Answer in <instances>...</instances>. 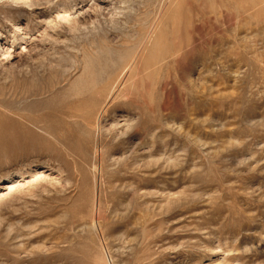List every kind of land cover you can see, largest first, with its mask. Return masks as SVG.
<instances>
[{
  "label": "rangeland",
  "instance_id": "374dc122",
  "mask_svg": "<svg viewBox=\"0 0 264 264\" xmlns=\"http://www.w3.org/2000/svg\"><path fill=\"white\" fill-rule=\"evenodd\" d=\"M34 1L0 3L1 47L35 37L0 63V176L62 192L0 205V264H264V0ZM94 44L118 65L75 96Z\"/></svg>",
  "mask_w": 264,
  "mask_h": 264
},
{
  "label": "bare ground",
  "instance_id": "6f19581e",
  "mask_svg": "<svg viewBox=\"0 0 264 264\" xmlns=\"http://www.w3.org/2000/svg\"><path fill=\"white\" fill-rule=\"evenodd\" d=\"M0 3H2V5L4 3H6L7 5L9 4V5H16V6L23 5L24 7L26 6V7L31 9L32 15H34L35 13H41V11H39V12L34 11L38 5L34 0H0ZM23 17L26 19V22L24 25L25 26L29 25L31 23L30 19L25 15H23ZM34 17H36V16H34ZM38 19H39V17H38ZM61 19L64 20V22H63L64 24L66 23V21L68 22V20H67L68 18L67 19L61 18ZM41 23H42V21H41ZM11 26L13 29H12V33L9 34V41L4 37L3 38L5 41V42H3L4 47H1V45H0V63L1 62L9 63L10 61H12V59L15 56L14 53L17 50V48H12V47L8 48V46L6 48V45L10 44V46H13L14 44L15 45L18 44V50H20L18 52L22 53L26 50V48L29 46V44L32 42V40L35 39V37L33 39L30 36H28V34H26V33L23 34L22 24L12 23ZM52 27H54V26H52ZM55 28L58 30V26L57 27L55 26ZM26 29H28V28H26ZM53 32H55V30ZM44 33H46V32H44ZM1 38H2V34H1V28H0V40H1ZM91 43H93V41H91L90 44ZM94 43H96V41H94ZM92 46H95V44ZM99 46H100L99 48H97L98 46H95L97 48L96 52H95L96 49L94 50V52H92L91 46H90L89 51H91L92 53L89 52L90 54H88L85 57L81 75L76 80H74L69 87V91L73 95H75V96L91 95L97 89L99 84H101V82H102L101 78L104 74L113 72V70L115 73V68L117 67L118 63H117V61H114L111 56L115 55L116 52L114 50H112L111 47L107 46L106 44L105 45L101 44ZM92 48H94V47H92ZM117 54H119V53H117ZM109 57L111 59H107ZM107 60H109V63L106 62ZM110 87L108 89L107 94H110V92H112V90H110ZM103 103H105L104 104L105 107L108 104L107 101L103 102ZM96 105L93 104L94 107ZM81 107L82 106H80V108ZM84 107H85V109H87L86 106H84ZM96 108H94V110L92 112H95ZM81 110L77 109V111H73L72 116L75 118H81V119L84 118L86 116L85 114L87 113V111L84 110L85 112H82ZM77 124H79L81 126V128L84 127L83 122H78ZM31 168H32V166L29 163V164L21 165L20 167L16 168L13 172H6V173L1 174L0 184L2 183L3 185L0 186V188H2V191L0 192V205L4 204L7 200L9 201L12 198L16 199L15 197H20L18 195H23V194H31L32 195L33 194V196L37 197L38 199H41V197L44 194H48L51 191H53L55 193L56 192H58V193L62 192V190L60 189L61 185L59 186V184L57 183L58 180L54 181L53 179L50 178L51 172L50 171L48 172L46 167L41 166L39 168L41 170L37 169L35 171H32ZM90 229L92 231H94V233L102 239L103 232H102V227L100 225V222H98L97 220H93V222H91V224H90ZM179 264H194V262L193 263L183 262V263H179Z\"/></svg>",
  "mask_w": 264,
  "mask_h": 264
}]
</instances>
